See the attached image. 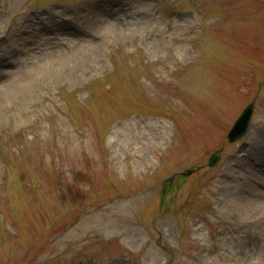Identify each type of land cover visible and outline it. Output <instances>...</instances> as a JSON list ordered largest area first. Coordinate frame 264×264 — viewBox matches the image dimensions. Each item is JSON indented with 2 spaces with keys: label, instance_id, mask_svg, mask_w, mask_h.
Returning <instances> with one entry per match:
<instances>
[{
  "label": "rangeland",
  "instance_id": "obj_1",
  "mask_svg": "<svg viewBox=\"0 0 264 264\" xmlns=\"http://www.w3.org/2000/svg\"><path fill=\"white\" fill-rule=\"evenodd\" d=\"M116 1L0 0V264H264L263 0Z\"/></svg>",
  "mask_w": 264,
  "mask_h": 264
},
{
  "label": "water",
  "instance_id": "obj_2",
  "mask_svg": "<svg viewBox=\"0 0 264 264\" xmlns=\"http://www.w3.org/2000/svg\"><path fill=\"white\" fill-rule=\"evenodd\" d=\"M248 119H249V118H248V112H246L245 116H243V118L241 119V123L246 122ZM238 127H240V126H238ZM238 127L236 128V130H235L234 132H237ZM218 158H219V157H218V154L215 155L214 158H213V163L216 162V161L218 160Z\"/></svg>",
  "mask_w": 264,
  "mask_h": 264
},
{
  "label": "bare ground",
  "instance_id": "obj_3",
  "mask_svg": "<svg viewBox=\"0 0 264 264\" xmlns=\"http://www.w3.org/2000/svg\"><path fill=\"white\" fill-rule=\"evenodd\" d=\"M5 94V93H4ZM4 94H1V95H4Z\"/></svg>",
  "mask_w": 264,
  "mask_h": 264
}]
</instances>
